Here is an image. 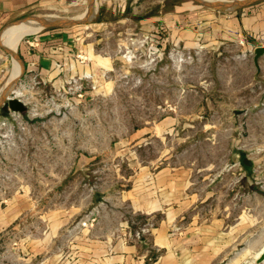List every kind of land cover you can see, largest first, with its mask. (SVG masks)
Returning a JSON list of instances; mask_svg holds the SVG:
<instances>
[{
  "label": "rangeland",
  "instance_id": "374dc122",
  "mask_svg": "<svg viewBox=\"0 0 264 264\" xmlns=\"http://www.w3.org/2000/svg\"><path fill=\"white\" fill-rule=\"evenodd\" d=\"M90 2V22L56 29L82 39L83 64L111 57L102 90L91 72L44 83L24 70L11 84L13 57L0 39V108L7 95L26 105L21 113L8 106L0 112V208L19 196L34 204L30 212H46L105 194L117 180L115 168H173L191 191L210 198L206 212L226 213L228 225L237 219L247 240L264 245V53L253 63L264 32L206 45L202 25L188 41L170 16L187 8L206 15L195 0H67L33 15L79 19ZM239 151L251 160L249 174ZM79 153L88 166L83 174L73 170ZM11 237L4 234L0 246Z\"/></svg>",
  "mask_w": 264,
  "mask_h": 264
},
{
  "label": "crops",
  "instance_id": "0c3cea01",
  "mask_svg": "<svg viewBox=\"0 0 264 264\" xmlns=\"http://www.w3.org/2000/svg\"><path fill=\"white\" fill-rule=\"evenodd\" d=\"M66 1L0 0V39L6 28ZM185 11L172 14L170 24L181 35L186 33L188 41L197 38L202 25L206 45L237 43L264 32L263 0L231 9L206 6V15L196 8ZM84 48L80 37L53 27L20 42L17 54L24 70L44 83L91 72L102 90L109 83L100 82L112 66L111 57L93 56L83 64L77 54ZM83 157L78 154L73 169L82 174L88 168ZM129 167L132 171L128 168L126 174L115 168L117 180L105 194L100 190L90 199L78 196L46 212L35 214L30 212L33 203L10 198L0 208V239L7 233L12 236L8 246H0V264H264L256 262L264 245L253 237L247 240L237 219L228 225L226 213L206 212L210 198L191 191V183L180 181L178 170ZM89 212L95 221L81 226ZM9 226L11 231H5Z\"/></svg>",
  "mask_w": 264,
  "mask_h": 264
},
{
  "label": "water",
  "instance_id": "95a60500",
  "mask_svg": "<svg viewBox=\"0 0 264 264\" xmlns=\"http://www.w3.org/2000/svg\"><path fill=\"white\" fill-rule=\"evenodd\" d=\"M195 1L199 2L202 5L210 6L213 8L231 9L235 7L246 6L248 4H251L259 0H195ZM91 8H92V3L90 2L88 4V7L84 15L79 19L62 18V19L54 20L52 18H48L47 16H36V15L29 16L28 18L33 20L32 25L37 27V29L35 30L36 32L43 28H53V27L60 28V27H67V26L74 25V24L90 22L92 20V14L90 13ZM263 53H264V45H259L254 48L253 63L255 66L258 65V58ZM14 56L21 62V66H22L21 72L17 77L19 78L20 75L22 74V71H24V66L18 54ZM0 101H1L0 103H2L4 101V98H1ZM6 103H7L8 108L11 111L21 113L26 110L25 103L20 98L16 97L15 95L13 96L7 95ZM263 260H264V250L260 251V253L258 254L256 258V262L259 263Z\"/></svg>",
  "mask_w": 264,
  "mask_h": 264
},
{
  "label": "bare ground",
  "instance_id": "6f19581e",
  "mask_svg": "<svg viewBox=\"0 0 264 264\" xmlns=\"http://www.w3.org/2000/svg\"><path fill=\"white\" fill-rule=\"evenodd\" d=\"M54 16V15H53ZM50 18V15L47 16ZM33 20H22L14 24V26L7 29V31L1 35V42L4 47L10 52L13 57L12 69L9 75V82L13 84L14 79H16L21 71V64L19 60L14 56V52L16 50L17 44L20 38L26 33H33L37 29L34 25H32ZM13 82V83H12ZM10 88H8L9 90ZM7 91V89L5 88Z\"/></svg>",
  "mask_w": 264,
  "mask_h": 264
},
{
  "label": "trees",
  "instance_id": "16d2710c",
  "mask_svg": "<svg viewBox=\"0 0 264 264\" xmlns=\"http://www.w3.org/2000/svg\"><path fill=\"white\" fill-rule=\"evenodd\" d=\"M100 13H101V10H100ZM5 110H7V104H4L3 106H1L0 112L4 113ZM239 162H240L242 169H244V171L249 174L252 170L251 160L248 159L242 151H239Z\"/></svg>",
  "mask_w": 264,
  "mask_h": 264
},
{
  "label": "built area",
  "instance_id": "2783aa9c",
  "mask_svg": "<svg viewBox=\"0 0 264 264\" xmlns=\"http://www.w3.org/2000/svg\"><path fill=\"white\" fill-rule=\"evenodd\" d=\"M239 43H242V40L239 41ZM77 58H79L80 61H84L85 57L82 54H77ZM89 76L88 74H84V77ZM82 93L80 92L78 96H81ZM4 122L2 121L0 124H3ZM95 221V216L93 212H90L83 220L80 221L81 226H86V225H92L93 222Z\"/></svg>",
  "mask_w": 264,
  "mask_h": 264
}]
</instances>
